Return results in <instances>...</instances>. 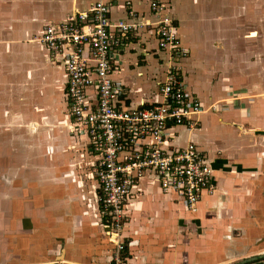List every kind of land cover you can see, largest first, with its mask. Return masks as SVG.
Listing matches in <instances>:
<instances>
[{
  "label": "crops",
  "instance_id": "obj_1",
  "mask_svg": "<svg viewBox=\"0 0 264 264\" xmlns=\"http://www.w3.org/2000/svg\"><path fill=\"white\" fill-rule=\"evenodd\" d=\"M98 0H0V264H111L94 173L98 156L71 131L62 57L41 37ZM112 1L113 22H153L150 0ZM189 54L179 62L204 111L169 129L194 142L213 194L192 211L146 173L126 202L125 264H264V0H163ZM114 73L125 106L159 102L170 56L146 27L129 31ZM95 97V89L88 88ZM216 103L217 107L210 108Z\"/></svg>",
  "mask_w": 264,
  "mask_h": 264
},
{
  "label": "built area",
  "instance_id": "obj_2",
  "mask_svg": "<svg viewBox=\"0 0 264 264\" xmlns=\"http://www.w3.org/2000/svg\"><path fill=\"white\" fill-rule=\"evenodd\" d=\"M112 3L98 0L62 23L47 25L41 40L52 56L64 61L71 131L86 138L89 150L98 156L94 163L97 199L105 233L115 244L111 264H125V206L146 173L153 172L164 191L181 195L192 211L197 210L204 193H214L215 184L213 167L194 142L173 151L165 146L172 126L187 124L193 128L205 110L183 80L179 62L189 50L182 44L175 20L164 12L166 2L150 0L158 16L153 22L143 17L139 21L124 18L113 22L108 14ZM126 3L130 7L127 16L135 17L132 1ZM134 27H146L157 36L159 48L169 52L171 63L159 83V102L125 106L121 99L128 93L127 87L113 75L120 70L121 50ZM88 88L95 89L94 98ZM216 107V103L210 106Z\"/></svg>",
  "mask_w": 264,
  "mask_h": 264
},
{
  "label": "rangeland",
  "instance_id": "obj_3",
  "mask_svg": "<svg viewBox=\"0 0 264 264\" xmlns=\"http://www.w3.org/2000/svg\"><path fill=\"white\" fill-rule=\"evenodd\" d=\"M165 79V78H164ZM106 236H107V234H106ZM107 238H108V236H107ZM114 244V243H113ZM115 245V244H114Z\"/></svg>",
  "mask_w": 264,
  "mask_h": 264
},
{
  "label": "trees",
  "instance_id": "obj_4",
  "mask_svg": "<svg viewBox=\"0 0 264 264\" xmlns=\"http://www.w3.org/2000/svg\"><path fill=\"white\" fill-rule=\"evenodd\" d=\"M122 255H123V253H122ZM124 257V256H123Z\"/></svg>",
  "mask_w": 264,
  "mask_h": 264
}]
</instances>
